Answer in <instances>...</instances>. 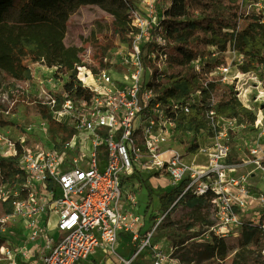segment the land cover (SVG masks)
Listing matches in <instances>:
<instances>
[{"label": "built area", "instance_id": "2783aa9c", "mask_svg": "<svg viewBox=\"0 0 264 264\" xmlns=\"http://www.w3.org/2000/svg\"><path fill=\"white\" fill-rule=\"evenodd\" d=\"M136 24L140 32L132 36L131 57L123 61L126 79L106 70L95 77L91 74V83L85 86L93 96L78 112L75 104L63 99V110L58 113L74 122L73 135L62 141L68 156L53 147L25 146L24 139H5L9 152L0 149V155H15L20 147L18 164L25 179L3 182L0 174V201L20 193L26 197L13 199L11 212L0 215V223L21 218L27 232L19 247L0 245V262L18 255L25 264H95L90 255L101 249L106 257L109 252L115 254L119 264H181L165 242L154 241L170 207L151 221L138 213L136 195L121 185L132 175L140 182L162 180L169 190L182 186L172 205L186 194L211 195L213 222L194 237L198 243L237 236L246 223L264 228V85L254 74L241 72L242 57L234 43L230 45L226 52L233 57L225 58L210 74L222 83L232 82L239 100L255 112V119L247 123L209 110L210 141L193 152H180L168 144L175 125L167 107L171 112L178 107L187 112L188 102L166 107L155 101L136 44L144 35L142 23ZM241 24L240 19L234 31H239ZM164 58L160 56L159 67ZM200 65L198 60L194 62L195 69ZM85 79L83 75L82 84ZM38 190L46 195H40L44 201L36 206ZM46 199H52L51 205ZM49 211L55 222L48 235L44 224ZM122 235L131 245L127 257L117 255L115 249Z\"/></svg>", "mask_w": 264, "mask_h": 264}, {"label": "trees", "instance_id": "16d2710c", "mask_svg": "<svg viewBox=\"0 0 264 264\" xmlns=\"http://www.w3.org/2000/svg\"><path fill=\"white\" fill-rule=\"evenodd\" d=\"M160 4L154 12L155 23L148 30L147 43L152 46L153 63L149 65L153 78L147 85L156 93L155 101L161 104L188 102V111L167 113L175 128L197 133L210 129L207 112L214 110L216 116L236 118L252 123L255 112L243 105L237 92L223 86L218 77L210 73L225 63L224 53L234 43L242 57L241 72L254 74L264 85V20L261 12L243 13L241 0H155ZM136 0H0V74L13 81L29 80L32 75L28 62L56 67L66 80L58 99L70 100L77 107L89 104L93 92L78 78L82 47L64 42L69 17L78 7L95 5L110 16L113 35L134 36L140 28L132 24ZM239 31H234L238 20ZM160 37L161 41H157ZM220 55L213 61H203L198 69L194 62L204 56L208 48ZM165 55L160 63V56ZM145 66L144 56L141 57ZM95 72V71H94ZM2 83L0 79V89ZM198 99L191 101L192 94ZM2 108L0 104V109ZM51 132L65 142L73 135L71 127L51 120ZM191 152L197 148L195 139ZM20 147L15 155H0L2 181L19 182L25 179L18 160ZM182 186L174 187L158 195V202L170 212L183 202L189 211L181 232H188L195 224L209 225L213 222L210 207L211 195L186 194L175 204L173 201ZM25 193L0 201V215L11 212L15 198H25ZM150 194L148 193V199ZM172 205V206H171ZM167 212V213H168ZM180 233V232H179ZM199 233L192 231L176 245L172 255L187 264H213L214 260H226L227 264H264V228L246 223L241 227L234 245L223 237H213L206 243L190 244L187 240ZM0 236V245L5 241ZM227 238V237H226ZM232 249V252H229ZM181 263V262H180Z\"/></svg>", "mask_w": 264, "mask_h": 264}, {"label": "rangeland", "instance_id": "374dc122", "mask_svg": "<svg viewBox=\"0 0 264 264\" xmlns=\"http://www.w3.org/2000/svg\"><path fill=\"white\" fill-rule=\"evenodd\" d=\"M135 5L136 9L134 10L132 24L142 23L144 35L136 40V44L144 56V62L146 63L145 78L149 80L153 78L154 74L151 67H149L153 63V51L151 50L152 46L147 43L148 30L155 23L154 12L156 9L158 10L160 4L158 3L157 5L155 0H136ZM249 5L251 6L249 7ZM241 9L243 13L261 12L264 20V0H241ZM110 19L109 15L95 5L80 6L69 17L64 42L66 45H75L83 49L81 61L84 66L78 68L77 76L82 79L83 75H86V79L83 82L84 85L91 83V74L95 77L101 70L109 71L114 77L121 80H125L127 77L123 61L131 57L130 53L134 38L130 35L125 37L113 35L111 33ZM157 41H161L160 37H158ZM219 55L217 51L209 47L204 56L198 61L199 63L213 61ZM224 56L227 59L228 56L233 57V53L225 52ZM28 65L32 75L29 80L13 81L0 74L2 83L0 89V104L2 106L0 109V149H5V151L9 152L7 141L16 142L19 139H24L25 146L41 145L43 148L53 147L56 152L63 156H68V151L64 147L61 138L58 135L56 136V134L53 135L50 128L51 120L73 128V118H68L67 115H63V117L58 115V112L63 110L64 102L63 100L58 102V99L66 77L61 72H58L56 67H47L40 63L31 62H28ZM222 85L231 87L233 83L226 82L222 83ZM261 89L264 90V87H261ZM52 98L56 100L55 103L51 102ZM197 99L198 95L192 94L191 101L193 102ZM250 106H252L251 103ZM81 108L82 106L77 107V112ZM56 138L60 142H57ZM194 139L197 147L210 141L206 130L194 133L174 128L168 144L180 152L188 153L192 151L190 147ZM198 160L202 162L203 156L200 155ZM138 178L136 175H132L131 179H123L121 181L122 189L131 191L136 195V211L141 215L144 214L145 206L148 204L151 210L146 216L149 217L151 215L150 218L154 220L165 211L159 205L158 195L161 192L168 191L169 186L164 185L161 189H153L152 186L158 181L152 179L150 183L147 181L140 182V178ZM135 183H139L137 184L139 186L136 187ZM148 193L150 194L149 199ZM40 195L45 196L46 194L42 193L41 190L35 193L34 204L36 206L44 201L43 198H40ZM51 201L52 199H46L49 205H51ZM188 211L189 208L183 202L178 203L161 220L154 241L165 242V245L164 243L163 245L167 248H172L173 253L176 245H179V242L192 231L200 233L203 230V225L199 224H195L188 232H181L182 228H180V225L186 222ZM54 222L55 215L52 211H49L44 224L48 235L53 230ZM23 225L24 221L21 218L9 221L5 225L0 223V236L5 237L4 243L6 245L11 243L15 248V246L19 247L26 241L27 231L22 228ZM194 239V237L188 239L187 243L197 244L198 242ZM225 239L227 244L235 247L237 236H230ZM115 249L117 255H127V251L120 243L115 245ZM262 251L264 253V246ZM229 252H232V249H229ZM172 253L171 256L174 257ZM16 257H14V260ZM178 261L181 264H187L179 259ZM105 262L119 264L118 257L111 252L108 253ZM213 264H227V261L215 259Z\"/></svg>", "mask_w": 264, "mask_h": 264}, {"label": "crops", "instance_id": "0c3cea01", "mask_svg": "<svg viewBox=\"0 0 264 264\" xmlns=\"http://www.w3.org/2000/svg\"><path fill=\"white\" fill-rule=\"evenodd\" d=\"M159 9V8H158ZM152 179H154V178H149L148 180H147V182L148 183H150L151 182V180ZM155 181H158V183H160V186H158V183H155L152 187H153V189L154 188H158V189H161V188H163V187H161V186H163L164 184H163V181L162 180H157V179H154ZM144 182H146V181H144ZM134 183V182H133ZM136 185V187H138L139 185H137L138 183H135ZM152 189V188H151ZM159 191V190H158ZM148 202H149V200H148ZM151 210V208H149V205L148 204H146V206H145V210H144V214L143 215H147L148 213H149V211ZM151 217V215H149V220L151 221L152 219L150 218ZM145 222H147L146 220H145ZM145 224H147V223H145ZM54 226V225H53ZM5 242V241H4ZM8 243V242H7ZM39 243L41 244V241H39ZM117 243H120L121 244V246L122 247H124L125 248V250L127 251V255L126 256H124V257H127V256H129V254H130V252H131V245H130V243L128 242V237L127 236H125V235H122L121 237H120V239L118 240V242ZM116 243V244H117ZM11 244V243H10ZM30 255L31 256H33V254L32 253H30ZM15 256H17L16 258H15V260L14 261H12L13 260V258H10L9 260H3V261H1L0 262V264H13L14 262H15V264H17V263H19V264H25L24 262H20L19 261V256L18 255H15ZM97 256H99V257H97ZM90 258L91 259H93L94 261H95V264H99V263H101V264H114V263H112V262H110V263H107V262H105L106 260H107V257L103 254V252L101 251V249H97L93 254H91L90 255ZM28 264V263H27Z\"/></svg>", "mask_w": 264, "mask_h": 264}, {"label": "bare ground", "instance_id": "6f19581e", "mask_svg": "<svg viewBox=\"0 0 264 264\" xmlns=\"http://www.w3.org/2000/svg\"><path fill=\"white\" fill-rule=\"evenodd\" d=\"M58 115L61 117L62 114L61 113H58Z\"/></svg>", "mask_w": 264, "mask_h": 264}]
</instances>
